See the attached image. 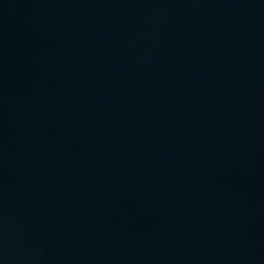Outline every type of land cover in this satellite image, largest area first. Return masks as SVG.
Here are the masks:
<instances>
[{
	"label": "water",
	"instance_id": "95a60500",
	"mask_svg": "<svg viewBox=\"0 0 264 264\" xmlns=\"http://www.w3.org/2000/svg\"><path fill=\"white\" fill-rule=\"evenodd\" d=\"M0 264H264V0H0Z\"/></svg>",
	"mask_w": 264,
	"mask_h": 264
}]
</instances>
